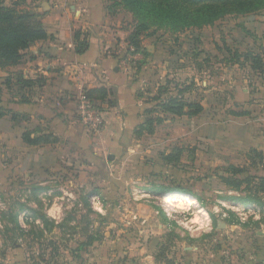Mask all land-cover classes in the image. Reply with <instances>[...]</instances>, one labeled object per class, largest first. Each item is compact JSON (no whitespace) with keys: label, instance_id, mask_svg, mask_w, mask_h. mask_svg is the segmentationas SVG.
<instances>
[{"label":"rangeland","instance_id":"rangeland-1","mask_svg":"<svg viewBox=\"0 0 264 264\" xmlns=\"http://www.w3.org/2000/svg\"><path fill=\"white\" fill-rule=\"evenodd\" d=\"M44 1L5 4L42 14ZM115 2L106 0V10L127 49L140 20ZM249 51L264 53L261 14L179 33L150 26L128 63L131 78L144 94L166 79L186 85L182 97L202 103L200 116L169 118L141 137L113 127L81 150L49 136L47 149L63 151L49 167L41 148L12 154L0 138V264H262L264 170L251 152L263 142L264 113L255 104L250 118L235 115L252 110L264 88L260 72L235 64ZM4 91L0 110L8 111L18 90ZM230 166L248 182L233 183ZM167 196L184 202L165 204Z\"/></svg>","mask_w":264,"mask_h":264},{"label":"crops","instance_id":"crops-1","mask_svg":"<svg viewBox=\"0 0 264 264\" xmlns=\"http://www.w3.org/2000/svg\"><path fill=\"white\" fill-rule=\"evenodd\" d=\"M40 8L49 38L24 51L19 65L0 70V87L5 88L4 92L8 91L5 87L8 81L13 83L12 93L19 89L18 77L40 85L30 92L21 88L19 97L14 96L13 101L6 102L8 111L2 117L5 120L0 118L6 128L0 129V138L6 141L7 150L12 154L29 152L31 145L22 138L26 131L33 132V138L48 135L69 140L81 150L90 140L95 141L99 136L105 139L113 127L124 129L129 125L135 130L145 118V109L143 113L140 111L141 105H145L144 99L139 97L143 86L131 78L128 63L133 55L127 54V49L118 43V36L113 35L106 0H50L44 1ZM257 14L264 16V11L245 16ZM76 32L89 43L81 55L76 52ZM168 81L166 79L157 87ZM82 92L104 112L106 124L98 134H89L80 122L78 96ZM251 104L254 108L245 110V117L250 118L257 110L255 104H261L264 113V88L262 96ZM14 114L18 116L16 122L12 119ZM134 120L137 121L134 123ZM262 129L264 132V122ZM260 146L255 149L264 152V139ZM37 147L43 151L42 164L39 161L41 167H49L56 158L63 156L54 157L63 151L57 149L51 153L46 144Z\"/></svg>","mask_w":264,"mask_h":264},{"label":"trees","instance_id":"trees-1","mask_svg":"<svg viewBox=\"0 0 264 264\" xmlns=\"http://www.w3.org/2000/svg\"><path fill=\"white\" fill-rule=\"evenodd\" d=\"M116 5H124V8L139 18L138 27L131 33L127 51L135 54L141 50L142 33L150 26L159 28L167 27L172 33H179L190 28L202 29L212 26L216 22L231 14L247 15L264 11V0H114ZM115 5V7H116ZM110 10V8H108ZM115 13V12H113ZM43 14H37L30 10L18 9L17 5L7 6L5 0H0V68H8L19 65L24 58V51L36 42L46 40L49 34L42 23ZM76 52L84 54L89 47L87 40L81 39V34L76 32ZM133 48V50H132ZM264 54V53H263ZM261 54L253 51L238 54L235 64L244 67L249 64L255 72H260L264 82V58ZM242 61V62H241ZM18 90L23 88L29 92L40 87L32 80H25L22 77L16 78ZM7 90H11V81L5 83ZM182 85L172 86L171 81L166 85L158 86L155 91L147 89L145 94L140 93L139 97L144 103L152 104L144 110L145 118L135 129V135L141 137L145 134H155L158 127L165 124L169 118L187 116L188 118L198 117L204 111L200 101L185 100L184 92L187 90ZM3 88L0 87V96ZM154 94V95H152ZM18 91V97L20 96ZM113 103V102H111ZM97 106V105H96ZM99 107V106H97ZM100 108V107H99ZM102 109V108H100ZM6 111L0 110V118L6 115ZM236 116H243L244 113H237ZM13 121L18 119L16 114L12 115ZM33 132L26 131L23 134L25 143L31 146L49 144L51 141L45 136L32 137ZM254 165H259L264 170V152L254 149L252 152ZM176 159H178L176 157ZM231 180L238 187L244 182L236 177L244 170L230 166ZM176 195V194H173ZM234 200L247 204L254 199L234 198ZM252 200V201H250ZM92 240L90 243H93ZM166 264H174L168 261Z\"/></svg>","mask_w":264,"mask_h":264},{"label":"built area","instance_id":"built-area-1","mask_svg":"<svg viewBox=\"0 0 264 264\" xmlns=\"http://www.w3.org/2000/svg\"><path fill=\"white\" fill-rule=\"evenodd\" d=\"M78 114L80 122L89 134H98L104 129V112L84 92L78 96Z\"/></svg>","mask_w":264,"mask_h":264},{"label":"bare ground","instance_id":"bare-ground-1","mask_svg":"<svg viewBox=\"0 0 264 264\" xmlns=\"http://www.w3.org/2000/svg\"><path fill=\"white\" fill-rule=\"evenodd\" d=\"M179 202H184V200H182V199H180V198H178V197H171V196H167L166 198H165V201H164V203L165 204H175V203H179Z\"/></svg>","mask_w":264,"mask_h":264},{"label":"water","instance_id":"water-1","mask_svg":"<svg viewBox=\"0 0 264 264\" xmlns=\"http://www.w3.org/2000/svg\"><path fill=\"white\" fill-rule=\"evenodd\" d=\"M110 159H113V157L110 156Z\"/></svg>","mask_w":264,"mask_h":264}]
</instances>
